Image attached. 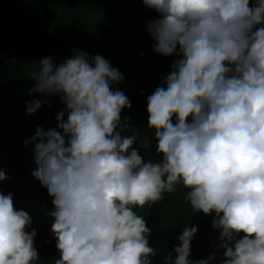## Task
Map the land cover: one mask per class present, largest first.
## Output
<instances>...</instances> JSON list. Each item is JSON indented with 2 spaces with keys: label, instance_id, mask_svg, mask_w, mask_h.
Masks as SVG:
<instances>
[{
  "label": "clouds",
  "instance_id": "9594fccd",
  "mask_svg": "<svg viewBox=\"0 0 264 264\" xmlns=\"http://www.w3.org/2000/svg\"><path fill=\"white\" fill-rule=\"evenodd\" d=\"M142 3L158 14L146 22L154 51L179 57L147 97L159 162H145L136 136L121 135L131 101L113 90L124 77L102 55L77 49L58 65L42 58L29 73V94H55L65 105L61 131L37 127L25 141L34 143L32 175L53 198L55 264H150L151 229L132 207L160 201L178 183L194 212L215 213L222 264H264V0ZM46 102L31 101L26 114ZM31 224L12 194L0 193V264L38 259ZM197 230L183 228L174 264L214 259H189Z\"/></svg>",
  "mask_w": 264,
  "mask_h": 264
},
{
  "label": "trees",
  "instance_id": "16d2710c",
  "mask_svg": "<svg viewBox=\"0 0 264 264\" xmlns=\"http://www.w3.org/2000/svg\"><path fill=\"white\" fill-rule=\"evenodd\" d=\"M258 4L259 0H250V6ZM156 18V11L145 7L142 0H0V170L8 177L0 181V193H11L14 207L32 218L26 229H36L38 259L32 264H55L59 253L50 231L53 198L32 175L38 167L34 143L25 141H31L37 127L61 131L57 116L65 110L55 94H29L34 84L29 75L33 65L45 57L58 65L77 49L110 61L124 77L113 90L122 91L131 101V107L121 111V120L127 125L121 135H135L133 147L145 162H159L163 157L156 153L155 130L147 126V97L163 86L179 57L176 52L163 56L154 51L155 41L146 22ZM261 26L264 24L257 25ZM34 100L47 102L34 114H26ZM187 191L178 183L174 192L162 193L160 201L132 207L151 229L147 237L154 249V255L148 257L150 264H174L173 248L180 243L177 238L184 227L193 225L198 230L189 259L199 261L212 255L209 264H222L225 249L219 246L220 230L212 227L215 213L194 212L185 199Z\"/></svg>",
  "mask_w": 264,
  "mask_h": 264
}]
</instances>
